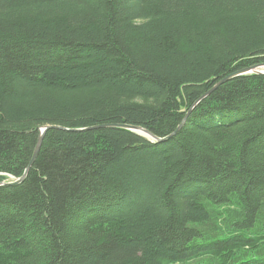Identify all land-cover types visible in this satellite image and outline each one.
Wrapping results in <instances>:
<instances>
[{"label":"trees","instance_id":"16d2710c","mask_svg":"<svg viewBox=\"0 0 264 264\" xmlns=\"http://www.w3.org/2000/svg\"><path fill=\"white\" fill-rule=\"evenodd\" d=\"M264 0H0V264H264Z\"/></svg>","mask_w":264,"mask_h":264},{"label":"water","instance_id":"95a60500","mask_svg":"<svg viewBox=\"0 0 264 264\" xmlns=\"http://www.w3.org/2000/svg\"><path fill=\"white\" fill-rule=\"evenodd\" d=\"M250 74H264V63L263 64H256L250 67H245L242 69H239L231 74H229L228 76L224 77L223 79L219 80L211 89H209L206 93H204L191 107L190 111L187 113L186 118L183 120L182 124L179 126V128L177 129L176 132H179L187 123V119L188 116L193 112V110L207 97H209L210 95H212L217 89H219L220 86H222L223 84L227 83L228 81L240 77V76H244V75H250ZM100 128H121V129H126L129 131H132L138 135H142L147 139H150L154 142L157 143H162L167 141L168 139L172 138L173 136H175L176 133L171 134L168 137L165 138H160L155 136L153 133H151L149 130L140 127V126H136V125H128V124H104V125H100V126H92L89 127L87 129H68L65 127H61V126H57V125H47L45 127H43L41 129L40 135L38 137V141H37V145L35 148V151L33 153V157L26 169V171L24 172L23 176L11 181V182H0V186H4L6 184H20L22 183L26 177L29 174V171L31 169V167L33 166V164L35 163V161L37 160L38 156H39V152L45 137L46 132L49 129H58V130H64V131H68V132H80V131H84V130H97Z\"/></svg>","mask_w":264,"mask_h":264}]
</instances>
